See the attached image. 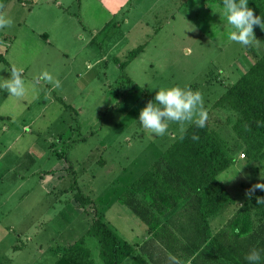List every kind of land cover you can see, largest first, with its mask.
<instances>
[{"label": "rangeland", "instance_id": "1", "mask_svg": "<svg viewBox=\"0 0 264 264\" xmlns=\"http://www.w3.org/2000/svg\"><path fill=\"white\" fill-rule=\"evenodd\" d=\"M0 4L13 20L12 27L0 29L5 61L0 60V81L10 78L12 66L23 69L25 81L22 97L0 89V264H52L79 236L101 264L96 240L84 234L93 212H102L107 198L120 196L181 133L180 125L170 122L165 135H150L138 120L162 86L198 90L208 112L205 127L233 157L216 176L233 202L221 204L211 231L242 203L252 226L261 220L245 193L264 182V156L246 155L231 129L238 113L219 98L264 52V30L254 26L259 49L231 41L232 28L216 0ZM258 16L264 19V10ZM140 44L129 59L128 52ZM44 70L61 87L37 82ZM25 152L32 160L19 159ZM73 181L76 188L70 190ZM77 190L92 199L79 214L73 212ZM111 205L104 216L109 225L127 241H139L143 224L128 208Z\"/></svg>", "mask_w": 264, "mask_h": 264}, {"label": "trees", "instance_id": "2", "mask_svg": "<svg viewBox=\"0 0 264 264\" xmlns=\"http://www.w3.org/2000/svg\"><path fill=\"white\" fill-rule=\"evenodd\" d=\"M216 2L223 6L222 0ZM248 6L259 15L264 10V0H248ZM142 46L131 49L128 58L132 59ZM0 60L5 62L1 56ZM126 63L118 66L123 69ZM219 101L228 103L238 113L231 129L245 144L246 155L254 160L263 157L264 52L225 90ZM185 129L118 196L119 203L145 224L150 233L148 241L134 246L118 235L100 213L93 212L84 234L96 240L103 264H121L129 255L133 256L131 264H169V254L183 264L188 260L193 264H248L245 256L253 247L261 251L260 264H264V202H257V197L264 199V190L257 189L250 198L261 218L255 226L242 203L221 228L212 232L210 220L221 204L233 202L216 176L234 160L224 142L206 127L189 124ZM193 133L199 135L198 141L191 139ZM71 187L76 188L74 181ZM73 198L84 205L85 197L78 190ZM166 215L181 218L177 220L180 228L176 227L179 233L160 221ZM52 264L94 262L83 237L79 236L60 251Z\"/></svg>", "mask_w": 264, "mask_h": 264}, {"label": "clouds", "instance_id": "3", "mask_svg": "<svg viewBox=\"0 0 264 264\" xmlns=\"http://www.w3.org/2000/svg\"><path fill=\"white\" fill-rule=\"evenodd\" d=\"M224 16L232 31L229 39L244 47H255L259 49L260 40L254 34V26L264 30V19L255 15L252 8L248 6V0H222ZM13 25L12 18L4 11V5L0 4V29L10 28ZM37 82L43 80L52 84L54 88L61 87V81L55 79L47 70L41 72L36 78ZM0 89L8 94L22 97L25 94V81L23 69L12 66L10 78L0 81ZM142 128L150 135L163 136L168 130L170 122L180 125L181 132H186L185 123L195 124L198 128H204L208 120V112L204 106L202 94L190 87L178 85L162 86L156 91L153 100H149L140 110L138 118ZM181 140L184 139L182 135ZM191 139L199 140V135L193 133ZM264 180V175L261 174ZM257 189L264 190V182H257L246 190V195L251 198ZM257 202L262 203L264 199L257 197ZM248 264H260L261 251L253 247L246 254ZM169 264H183L176 256L169 254Z\"/></svg>", "mask_w": 264, "mask_h": 264}, {"label": "crops", "instance_id": "4", "mask_svg": "<svg viewBox=\"0 0 264 264\" xmlns=\"http://www.w3.org/2000/svg\"><path fill=\"white\" fill-rule=\"evenodd\" d=\"M22 155H27V157L28 158H32L30 155H29V153H27V152H25V153H22L21 154V156H20V158L19 159H22ZM32 160V159H31ZM58 163V162H57ZM57 163H56V165H57ZM101 163H102V161H101ZM65 164V163H64ZM20 166V165H19ZM42 177V176H41ZM47 177V179L48 180H50L51 179V181L54 183L55 182V179H56V181L57 180H59V178L57 177V178H55V177H53V176H45V178ZM75 182V181H74ZM70 190H73V189H75V187H71V185L68 187ZM73 195H74V193H73ZM84 197V196H83ZM84 201H85V203H84V205H82V204H80L79 203V201H76V200H74L73 202L75 203V205H76V210H74L73 212L75 213V214H79V213H82V212H85V210H86V206H88L90 203L89 202H91L92 203V199H90L89 197H86L85 196V199H84ZM103 203V202H102ZM112 203H117V204H119V205H121V206H123V207H125L123 204H121V203H119V201H118V196H116V197H114V196H112V197H110V198H107V201L105 202V204H103V206H104V210L101 212V211H99L100 212V214L102 215V217H103V219L105 220V221H107V223L109 224V221H108V219H105L104 218V216H105V210H108L110 207H112ZM103 208V207H102ZM127 208V207H126ZM135 216V215H134ZM136 217V216H135ZM75 219H77V217H73V221L75 220ZM138 219V218H137ZM181 218H169V216L168 215H166V216H164L163 218H161L160 219V221L161 222H164V223H166L169 227H170V229L171 230H173V231H175V233L177 234V233H179L178 231H176V227H178V223L179 222H177V220H180ZM139 220V219H138ZM165 220V221H164ZM140 221V220H139ZM91 222V221H90ZM141 222V221H140ZM176 222V223H175ZM142 223V222H141ZM90 223H88V225H89ZM143 224V228H141L140 229V231H142V234L140 235L141 236V239L139 240V241H137V242H130V243H133L134 244V246H138L139 244H141L143 241H148V239H149V237H150V233H147V231H146V226H145V224L144 223H142ZM114 228V227H113ZM178 228H180V227H178ZM114 230L116 231V229L114 228ZM117 232V231H116ZM130 233H131V229H130ZM75 240V239H74ZM73 240V241H74ZM88 248V247H87ZM97 248H98V244H97ZM145 256V255H144ZM92 259V258H91ZM100 259V258H99ZM132 259H133V256H131V255H129V256H127L126 258H124L123 260H125L126 261V264H131V261H132ZM101 261V260H100ZM94 262V261H93ZM123 262V261H122ZM122 262H121V264H122ZM189 262H190V260H188V261H186L184 264H189ZM95 264V263H94ZM101 264H103L102 263V261H101Z\"/></svg>", "mask_w": 264, "mask_h": 264}]
</instances>
